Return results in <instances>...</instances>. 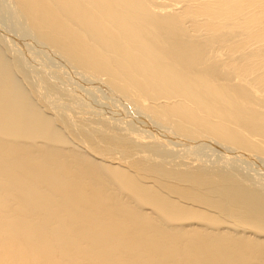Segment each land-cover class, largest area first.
Here are the masks:
<instances>
[{"label": "bare ground", "instance_id": "6f19581e", "mask_svg": "<svg viewBox=\"0 0 264 264\" xmlns=\"http://www.w3.org/2000/svg\"><path fill=\"white\" fill-rule=\"evenodd\" d=\"M0 264H264V0H0Z\"/></svg>", "mask_w": 264, "mask_h": 264}]
</instances>
